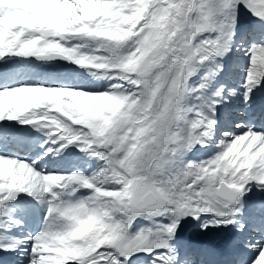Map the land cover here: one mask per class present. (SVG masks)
<instances>
[{"label": "snow or ice", "instance_id": "obj_1", "mask_svg": "<svg viewBox=\"0 0 264 264\" xmlns=\"http://www.w3.org/2000/svg\"><path fill=\"white\" fill-rule=\"evenodd\" d=\"M9 261L264 264V0H0Z\"/></svg>", "mask_w": 264, "mask_h": 264}, {"label": "bare ground", "instance_id": "obj_2", "mask_svg": "<svg viewBox=\"0 0 264 264\" xmlns=\"http://www.w3.org/2000/svg\"><path fill=\"white\" fill-rule=\"evenodd\" d=\"M55 68H51L48 66H40L35 65V71L41 75H43L45 78L49 77H55L57 75L63 76L70 72L71 68H62L58 64H55ZM259 114L257 113L256 117L254 119H258ZM15 131V129H13ZM19 135V134H18ZM186 240L192 239V240H205L206 242H210L211 244L217 246L221 251L224 252V255L230 254V249L228 247V243H224L223 240L231 237V233L228 232H219L214 233L210 237L202 238L198 235L197 230L193 229L189 233L186 234V236H183ZM9 264L11 262L9 261Z\"/></svg>", "mask_w": 264, "mask_h": 264}, {"label": "rangeland", "instance_id": "obj_3", "mask_svg": "<svg viewBox=\"0 0 264 264\" xmlns=\"http://www.w3.org/2000/svg\"><path fill=\"white\" fill-rule=\"evenodd\" d=\"M65 64H66V63H65ZM189 226H190V225H186V226H185V228H184V230H183V234H184V233L187 234V233H189L191 230H193V226H191L190 228H189Z\"/></svg>", "mask_w": 264, "mask_h": 264}]
</instances>
